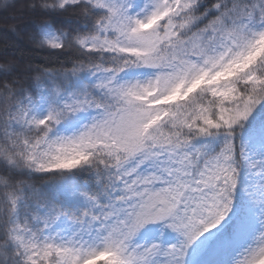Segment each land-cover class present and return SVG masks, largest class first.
Returning <instances> with one entry per match:
<instances>
[{
  "label": "snow or ice",
  "instance_id": "obj_1",
  "mask_svg": "<svg viewBox=\"0 0 264 264\" xmlns=\"http://www.w3.org/2000/svg\"><path fill=\"white\" fill-rule=\"evenodd\" d=\"M0 264H264V0H0Z\"/></svg>",
  "mask_w": 264,
  "mask_h": 264
}]
</instances>
